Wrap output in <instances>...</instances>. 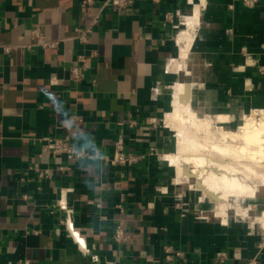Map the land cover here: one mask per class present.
<instances>
[{
	"label": "crops",
	"instance_id": "obj_1",
	"mask_svg": "<svg viewBox=\"0 0 264 264\" xmlns=\"http://www.w3.org/2000/svg\"><path fill=\"white\" fill-rule=\"evenodd\" d=\"M80 1L0 0V264H166L165 244L183 252L175 264H264V228L251 220L264 208L259 189L218 216L213 201L178 180L172 133L160 124L169 126L176 83L190 84V108L227 115L226 124L264 110V0L250 8L240 0H131L121 12L103 8L86 43L73 29L99 6ZM166 11L184 16L176 38L163 24ZM34 29L56 46H36ZM78 54L86 70L75 84L68 71ZM77 118L78 147L112 156L121 134L126 151L142 158L129 168L69 164L41 151L37 138L69 134ZM33 164L49 178L38 179ZM67 209L85 238L82 252L63 227L55 232ZM118 223L128 235L122 244L112 238ZM220 251L227 258L215 260Z\"/></svg>",
	"mask_w": 264,
	"mask_h": 264
},
{
	"label": "bare ground",
	"instance_id": "obj_2",
	"mask_svg": "<svg viewBox=\"0 0 264 264\" xmlns=\"http://www.w3.org/2000/svg\"><path fill=\"white\" fill-rule=\"evenodd\" d=\"M189 94V83H176L166 122H178L181 132L188 125L193 135L180 132L170 162L177 177L195 178L191 188H200L214 199V211L223 218L231 199L253 198L258 184L264 186V112L253 111L254 117L238 130H225L217 123L226 122L228 116H197L190 108ZM256 222L264 228V210Z\"/></svg>",
	"mask_w": 264,
	"mask_h": 264
},
{
	"label": "built area",
	"instance_id": "obj_3",
	"mask_svg": "<svg viewBox=\"0 0 264 264\" xmlns=\"http://www.w3.org/2000/svg\"><path fill=\"white\" fill-rule=\"evenodd\" d=\"M157 1V0H155ZM258 0H240V3L244 7H253L256 5ZM96 0H81L80 6H96L99 7L95 11L92 19L85 25H77L73 29V38L78 41L79 43H86L88 41L89 34L96 26L99 20V14L103 8L109 7L116 12H121L128 8L131 3V0H103L100 4H97ZM184 16L181 15L178 11H166L163 15V24L170 25L171 27L178 29L179 25L183 26ZM33 36L35 38V45L41 48H53L56 46L57 42L55 40L47 39L38 29H34L32 31ZM85 56L83 54H78L74 63L69 67V78L70 80L75 83L79 84L83 81L85 77ZM83 124L84 121L82 118H77L74 122L72 132L66 134L62 137H54V136H42L37 138L40 146L41 151L51 154L61 155L65 158V160L69 164H73L78 160L81 159H102L106 163L112 166H120V167H132L134 166L142 155L126 151L124 147V139L121 134L117 136L114 141V152L112 156H105L99 154L95 150L85 149L83 147H78L74 143V139L77 135L82 134L83 132ZM130 125L135 124L133 121L129 123ZM155 153L153 148H150L148 154L152 155ZM29 169L33 170L36 174L38 179L49 178L50 171L45 168H41L37 164H33L29 166ZM159 191V189H157ZM24 198L27 196L24 195ZM123 197H121L117 208L122 211V202ZM88 203H93V201H87ZM56 206L63 209L65 206L63 202L60 200L56 203ZM72 211L71 209L65 210V215L58 219L59 228L55 229V232L58 234L60 232V227H63L64 230L67 232L69 237L76 243L78 250L82 252L81 244H84V236L81 234L79 229L74 226L72 220ZM127 231L126 229L120 224H116L113 231V241L118 244H122L127 240ZM163 256L166 264H175L176 260L181 259L183 257V252L177 248H174L172 245L165 244L163 245ZM227 258V253L224 251L217 252L215 254V260H224ZM24 264H28L29 261L25 260Z\"/></svg>",
	"mask_w": 264,
	"mask_h": 264
},
{
	"label": "rangeland",
	"instance_id": "obj_4",
	"mask_svg": "<svg viewBox=\"0 0 264 264\" xmlns=\"http://www.w3.org/2000/svg\"><path fill=\"white\" fill-rule=\"evenodd\" d=\"M182 25H179V28L178 29H176L177 30V32L175 33V38H176V36H177V33L182 29ZM181 78H184L183 76H181ZM185 79V78H184ZM181 81H183V79H181ZM191 109L196 113V115L197 116H199V117H205L206 116V114H202V115H200V114H198L192 107H191ZM260 110V109H259ZM255 111H257V110H255ZM262 112H264V110H261ZM254 117V115H253V111H248V112H245V113H243V114H240L238 117H236V120L235 121H233L232 123L231 122H228V124H226V123H217V124H219V126L221 125V127L223 128V129H225V130H231V131H236V130H238V128H239V126H241L247 119H249V118H253ZM160 124L163 126V127H166L167 128V130L168 131H170L172 134H170V137H171V139H172V149H171V151L170 152H174L175 153V150H176V141L178 140V137H180L181 136V133H184L185 134V136L186 137H189V136H191V135H193V133L191 132L192 131V129L190 128V130H189V126L188 125H185V130H183V132H181V130H180V125H179V123L178 122H174V123H171V125H165L164 124V122L163 121H161L160 122ZM176 124V125H175ZM223 124H226V125H224L223 126ZM173 126H176V127H173ZM178 127V128H177ZM180 134H179V133ZM174 171V170H173ZM173 178H175V173H174V177ZM179 179V181H184V182H186V185H187V187H189V186H191L192 184H194L195 183V178L192 176H188V177H186V178H182V177H178ZM254 182H258L256 179L255 180H253ZM192 189H194L193 187H192ZM258 189H259V192H257V195L258 196H260V197H258V198H263V196H264V186H261L260 184H258ZM194 190H196L197 192L196 193H198L199 195L200 194H202V195H204V196H207L210 200H211V198L208 196V195H206V194H204V192L200 189V188H195ZM258 191V190H257ZM256 195V194H255ZM262 196V197H261ZM203 198V200L204 201H207L208 200V198ZM242 198H233V200H235V201H239V200H241ZM245 199V198H244ZM211 201H213L214 202V199H212ZM211 203V202H210ZM211 208L213 209V203H211ZM263 208V207H262ZM262 210V209H261ZM261 210H257L256 212H255V214H253V215H255L254 217H251V220L252 221H256V218L258 217V215L260 214V211ZM263 210H264V208H263ZM262 212V211H261Z\"/></svg>",
	"mask_w": 264,
	"mask_h": 264
}]
</instances>
